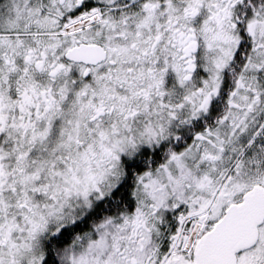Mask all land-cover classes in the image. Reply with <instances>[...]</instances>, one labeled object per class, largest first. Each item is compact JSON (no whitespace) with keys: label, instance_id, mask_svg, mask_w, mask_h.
Returning a JSON list of instances; mask_svg holds the SVG:
<instances>
[{"label":"snow or ice","instance_id":"snow-or-ice-1","mask_svg":"<svg viewBox=\"0 0 264 264\" xmlns=\"http://www.w3.org/2000/svg\"><path fill=\"white\" fill-rule=\"evenodd\" d=\"M0 264H264V0H0Z\"/></svg>","mask_w":264,"mask_h":264}]
</instances>
